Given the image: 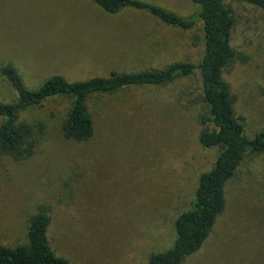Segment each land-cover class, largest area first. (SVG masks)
Segmentation results:
<instances>
[{
	"label": "rangeland",
	"instance_id": "obj_1",
	"mask_svg": "<svg viewBox=\"0 0 264 264\" xmlns=\"http://www.w3.org/2000/svg\"><path fill=\"white\" fill-rule=\"evenodd\" d=\"M148 1L185 18L199 12L192 0ZM224 2L236 16L233 46L246 56L224 78L236 115L254 135L264 127V10ZM203 51L201 21L183 29L134 8L108 13L91 0H0L1 101L18 94L2 73L8 64L36 88L54 74L74 81L199 63ZM198 81L196 74L101 95L91 102L95 134L85 142L63 136L68 97L22 111L19 120L40 140L23 161L0 153V244L26 242L30 216L48 204L52 247L74 264H144L172 247L175 220L192 207L198 179L219 151L199 141L207 107ZM225 194L208 238L183 264H264V153L243 160Z\"/></svg>",
	"mask_w": 264,
	"mask_h": 264
},
{
	"label": "trees",
	"instance_id": "obj_2",
	"mask_svg": "<svg viewBox=\"0 0 264 264\" xmlns=\"http://www.w3.org/2000/svg\"><path fill=\"white\" fill-rule=\"evenodd\" d=\"M104 11L117 14L126 8L147 11L162 22L183 29H190L202 22L204 51L199 63L175 61L162 68L130 72L112 71L109 76H93L83 80H68L54 74L40 86L26 85L20 70L5 65L2 73L16 90L17 99L0 100V153L23 161L32 157L39 140L35 127L20 121L22 111L41 106L53 97L72 100L62 133L66 139L77 142L90 140L95 134L91 102L101 95L111 94L131 87H159L179 79L199 75L195 91L207 110L200 114L202 130L199 141L205 147L219 149L211 169L201 173L192 207L183 211L175 220L176 239L167 250L153 252L144 264H183L199 251L214 227L218 216L226 207L225 187L235 175L243 160L250 154L264 153V127L249 135L243 119L235 113V102L229 83L224 78L238 60L246 56L233 46L236 16L224 0H192L199 12L183 17L177 12L148 0H91ZM264 10V0H246ZM40 131L45 125L39 124ZM52 207L41 204L32 214L27 225V241L16 245L0 244V264H74L58 255L52 247L49 229Z\"/></svg>",
	"mask_w": 264,
	"mask_h": 264
}]
</instances>
